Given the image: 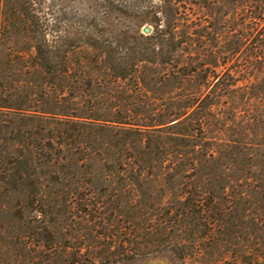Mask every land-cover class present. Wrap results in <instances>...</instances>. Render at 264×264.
I'll use <instances>...</instances> for the list:
<instances>
[{
    "label": "trees",
    "instance_id": "trees-1",
    "mask_svg": "<svg viewBox=\"0 0 264 264\" xmlns=\"http://www.w3.org/2000/svg\"><path fill=\"white\" fill-rule=\"evenodd\" d=\"M101 5L48 26L0 0L8 233L41 264H185L230 226L232 264H264V0ZM78 191L121 194L111 209ZM201 191H230V212Z\"/></svg>",
    "mask_w": 264,
    "mask_h": 264
},
{
    "label": "rangeland",
    "instance_id": "rangeland-1",
    "mask_svg": "<svg viewBox=\"0 0 264 264\" xmlns=\"http://www.w3.org/2000/svg\"><path fill=\"white\" fill-rule=\"evenodd\" d=\"M29 4L32 11L37 13L38 17L41 18L46 25H52L55 21H59L63 26L64 22L68 20H79L86 17L102 16L104 11L102 9V3L104 0H25ZM115 5H129V4H140L142 1H147L150 3H156L158 0H110ZM139 7V6H138ZM118 21V19H116ZM115 24V22H114ZM66 26V25H65ZM149 28V27H144ZM143 28V32H144ZM150 29V28H149ZM7 197H0V264H41L40 257L41 254L38 249L33 246V242L28 235V232L24 230L15 233H8L13 227L9 221L12 219L11 209L15 204V198H11L12 191H1ZM7 192V193H5ZM50 193H58L65 197L67 194L72 196L74 191H46ZM83 194H92L94 198L101 196V201H108L112 206L111 209H115L116 205L113 201L117 198L120 191H78ZM126 192V191H125ZM152 199L155 204L162 201L163 193L162 191H151ZM202 197L205 200L212 194V199L216 207H219L223 212H230V191H201ZM224 193V194H223ZM14 199V200H13ZM253 200L252 198L249 199ZM254 201V200H253ZM166 204V208L170 207L171 200L167 198L163 200ZM249 205V204H248ZM115 206V207H114ZM64 211V210H62ZM65 212V211H64ZM67 212V211H66ZM68 218V223H70L73 229H77V223L81 224L82 232H85V221L80 219V214L75 213L73 210H69L64 213ZM117 216L119 213H116ZM33 216L31 213L29 217ZM28 217V218H29ZM65 219V217H63ZM62 218V219H63ZM30 219V218H29ZM64 223V221H63ZM24 226V225H23ZM22 226V228H24ZM75 227V228H74ZM220 228L210 241L202 245V250L197 251L192 257L186 259L185 264H232L230 259V226ZM7 229V230H6ZM9 230V231H8ZM75 233V232H72ZM83 233L78 234V237L83 239ZM67 245L73 246L78 244H83L87 248L89 246V241L85 238L84 242L69 239L66 241ZM100 243H102L100 241ZM26 247V249H25ZM92 247V246H91ZM90 248V247H89ZM95 255L99 252V248H93Z\"/></svg>",
    "mask_w": 264,
    "mask_h": 264
},
{
    "label": "water",
    "instance_id": "water-1",
    "mask_svg": "<svg viewBox=\"0 0 264 264\" xmlns=\"http://www.w3.org/2000/svg\"><path fill=\"white\" fill-rule=\"evenodd\" d=\"M144 33H150V29L149 28H144Z\"/></svg>",
    "mask_w": 264,
    "mask_h": 264
}]
</instances>
